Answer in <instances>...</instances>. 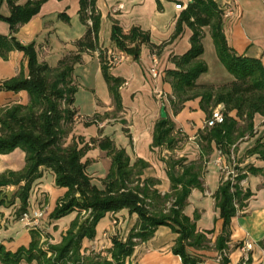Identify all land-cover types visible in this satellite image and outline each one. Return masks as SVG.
I'll use <instances>...</instances> for the list:
<instances>
[{
  "label": "trees",
  "instance_id": "16d2710c",
  "mask_svg": "<svg viewBox=\"0 0 264 264\" xmlns=\"http://www.w3.org/2000/svg\"><path fill=\"white\" fill-rule=\"evenodd\" d=\"M7 1L11 10L7 21L12 33L9 36L0 35V56L6 60L11 51H23L29 60V75L21 71L0 81V91H27L29 102L0 107V155L16 148L26 153V165L22 170L0 173V206L12 202L2 188L20 185L15 194L21 202L18 210L20 217L29 208L32 186L42 176L41 168L44 166L53 171L57 186L67 188L65 197L50 217L58 219L74 210L80 215L85 212V215L82 220L79 217L72 223L58 243L42 241L43 232L31 229L29 247L12 252L0 244V261L3 264L34 261L37 264H139L130 260L136 246L151 239L157 229L165 225L178 234L172 251L181 257L183 264H205L189 252L190 248L209 249L211 241L206 233L197 231L195 220L184 213L188 197L193 188L203 187L202 175L214 150L213 144L221 154L229 156L239 141L253 135L255 115H264V65L260 58L241 55L230 46L224 28V9L215 0H191L177 20L172 39L185 26L192 30V35L189 50L172 55L175 68L166 71L165 77L173 86L171 103L178 110L185 102L200 98L207 118L223 104L224 121L211 127L205 126L199 133L198 141L203 152L199 161L184 164L182 159L171 160V190L162 194L156 188V179L141 178L144 164L137 162L131 165L126 151L117 148L109 137L91 138L86 142L82 135L75 133L78 112L74 106L77 83L73 72L75 65L81 62L83 52H99L103 76L116 109H122L120 88L125 80L112 74L114 65L110 54L100 46L98 0H80L79 17L87 30L75 43L77 51L64 56L55 67L39 61L35 43L25 45L15 36L18 27L30 21L45 0H29L25 5L17 4L18 0ZM2 2L0 0V5ZM61 17L67 19L64 14ZM205 27L210 28L219 59L234 77L231 82L223 85L197 83L198 77L207 71V64L202 59ZM111 38L120 50L135 58H139L143 45L149 46L155 55H159L166 45V42L160 45L152 43L150 33L139 26L125 32L117 20L113 22ZM232 111H236V117L230 114ZM100 118V115H94L85 125L97 123ZM177 141L171 120L162 119L157 124L154 143L172 147ZM96 145L112 159L111 168L102 180V188L92 182L87 173V162L83 160ZM250 153H257L264 160V143L259 141ZM237 169L236 182L225 179L223 175L215 193L216 206L223 219L222 231L214 244L221 255L220 264L229 263L232 219L252 195L249 189H243L241 182L249 173L264 176V167ZM123 209L138 216L126 239L114 236L106 256L94 250H83V240L95 238L99 221L108 213Z\"/></svg>",
  "mask_w": 264,
  "mask_h": 264
},
{
  "label": "crops",
  "instance_id": "0c3cea01",
  "mask_svg": "<svg viewBox=\"0 0 264 264\" xmlns=\"http://www.w3.org/2000/svg\"><path fill=\"white\" fill-rule=\"evenodd\" d=\"M29 0H18L17 4L25 5ZM191 0H98L97 7L101 13V30L99 43L108 53L120 56L111 72L125 80L120 88L122 109L117 110L108 84L103 76L99 52H83L81 62L74 68L73 77L77 83L74 106L78 112L75 133L82 135L86 142L91 138L109 137L119 149H124L130 158L131 165L141 162L142 179H156V188L165 194L171 190L169 177L171 160L182 159L184 164L199 161L203 152L199 145V133L205 128L207 112L201 106V99L185 102L175 110L171 103L173 86L167 81L166 71L175 68L172 55L183 54L191 47L192 30L185 26L183 31L172 39L177 20L182 12L175 5L185 6ZM225 11L224 28L228 42L239 54L260 58L264 65V0H215ZM80 0H45L40 11L27 23L18 27L16 38L23 44L35 43L38 59L55 67L66 55L76 52L75 43L87 30L79 17ZM11 10L7 0L0 5V35L9 36L11 25L7 21ZM64 14L67 19H63ZM117 20L125 32L133 26L148 31L151 42L160 45L166 42L162 52L156 55L151 48L143 45L139 58L120 50L112 41V27ZM172 39V40H171ZM204 52L202 59L207 64V71L202 73L197 83L201 85H223L234 77L218 57L210 28H204ZM156 67L158 76L154 77L151 69ZM21 71L29 75V60L23 51L13 50L8 59L0 56V81L16 76ZM27 91H0V107L13 104H27ZM165 107L167 117L174 125L177 144L154 143L157 124L165 119L161 111ZM221 111L224 105L217 107ZM101 118L92 125L85 122L94 115ZM236 117V111L230 113ZM264 143V115L256 114L254 133L239 141L227 159L213 144V152L205 165L202 175L203 187L192 189L184 213L195 220L197 231L206 233L211 248L194 249L189 252L208 262L204 255L213 251L217 237L223 228V219L216 206L215 193L223 176L221 165L235 164L239 169L248 166L264 167V160L259 154L250 150L258 143ZM87 162V173L92 182L102 188V180L107 176L112 159L98 145L92 147L84 159ZM26 165V153L21 148L0 155V173L20 171ZM177 168H179L177 166ZM42 176L31 189L29 208H45L44 222L51 243H58L67 234L72 223L79 217L77 210L58 218L50 217L58 203L65 197L67 188L55 183L53 171L42 167ZM24 184V183H22ZM20 185L4 186L3 192L12 198V202L0 206V244L9 251L16 252L21 247H29L32 241L31 230L18 216L21 202L15 196ZM244 190L249 189L252 195L246 205L239 209L231 222V236L228 245V264H264V176L249 173L241 182ZM137 214L127 209L108 213L96 228L94 239L83 240V250L95 251L108 255L112 238L119 236L126 239L137 223ZM1 223H3L1 225ZM210 231V232H209ZM209 232V233H208ZM178 234L169 226H160L155 235L145 242H140L130 258L139 264H183L179 255L172 251ZM252 243L248 253L241 249V244ZM221 256V255H220ZM221 259V258H220ZM248 262V263H247ZM21 264H37L22 262Z\"/></svg>",
  "mask_w": 264,
  "mask_h": 264
},
{
  "label": "built area",
  "instance_id": "2783aa9c",
  "mask_svg": "<svg viewBox=\"0 0 264 264\" xmlns=\"http://www.w3.org/2000/svg\"><path fill=\"white\" fill-rule=\"evenodd\" d=\"M175 7L178 10H183L186 6L183 3H178L175 5ZM156 57V55H155ZM120 56L115 53H110V61L113 65L117 64L120 61ZM151 73L154 77L158 76V70L156 67H153L151 69ZM224 121V115L222 111L218 108H215L212 112V115L210 118H207L205 121V126L211 127L215 125L216 123H222ZM225 159H227L226 155L221 154ZM221 170L223 172V175L225 179H231L233 183L236 182V176L239 173V170L237 169L235 164H230L225 161L221 165ZM46 215V211L42 208H28L25 212L22 213L20 216V220L23 221L28 229H39L41 228V223L44 220ZM3 223H1L2 225ZM252 248V243L246 242L243 250H250ZM0 264H3L0 261Z\"/></svg>",
  "mask_w": 264,
  "mask_h": 264
},
{
  "label": "rangeland",
  "instance_id": "374dc122",
  "mask_svg": "<svg viewBox=\"0 0 264 264\" xmlns=\"http://www.w3.org/2000/svg\"><path fill=\"white\" fill-rule=\"evenodd\" d=\"M90 118L92 119L93 117H90ZM42 209L45 210V208H43V207H42ZM45 224H46V221H45V223L42 222L41 223V228H39L43 232L42 241L48 240L49 242H51V239L49 238V233H48V231H47V229L45 227ZM244 245L245 244H241L240 245L242 250H243ZM250 250H243V251L245 253H248ZM104 256H106V255H104ZM204 256L206 257V260L208 262H219L220 261V258H221V256L219 254H217L216 252H213V251L209 252V255H204Z\"/></svg>",
  "mask_w": 264,
  "mask_h": 264
},
{
  "label": "water",
  "instance_id": "95a60500",
  "mask_svg": "<svg viewBox=\"0 0 264 264\" xmlns=\"http://www.w3.org/2000/svg\"><path fill=\"white\" fill-rule=\"evenodd\" d=\"M161 114H162V117H164V118L167 117V113H166L165 107L162 108Z\"/></svg>",
  "mask_w": 264,
  "mask_h": 264
}]
</instances>
